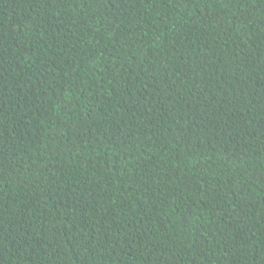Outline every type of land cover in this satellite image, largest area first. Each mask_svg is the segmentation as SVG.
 <instances>
[{
  "label": "trees",
  "instance_id": "trees-1",
  "mask_svg": "<svg viewBox=\"0 0 264 264\" xmlns=\"http://www.w3.org/2000/svg\"><path fill=\"white\" fill-rule=\"evenodd\" d=\"M0 264H264V0H0Z\"/></svg>",
  "mask_w": 264,
  "mask_h": 264
}]
</instances>
